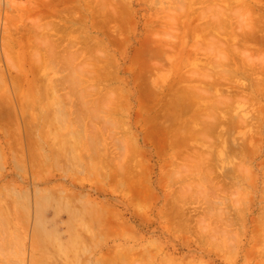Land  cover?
Masks as SVG:
<instances>
[{
	"label": "rangeland",
	"instance_id": "1",
	"mask_svg": "<svg viewBox=\"0 0 264 264\" xmlns=\"http://www.w3.org/2000/svg\"><path fill=\"white\" fill-rule=\"evenodd\" d=\"M38 1H0V255L6 252L3 246L8 252L5 256H0V259L5 261L4 263L0 260V264H130L132 261V264H162L164 260L166 264H264V75H261L264 74V10H261L264 0H210L216 4L215 6L212 2L211 5L210 2L212 7L208 6L209 0L199 1L200 4L207 2V6L200 5L198 0L193 1L195 5L192 0H89L88 6L84 0L83 3L81 0ZM29 2L33 7L38 6L37 9L34 7L32 11ZM42 2H45V8ZM49 3L56 7L50 8ZM90 3L94 6L91 7ZM259 4L262 7H258ZM76 6H80V9L77 10ZM218 6L221 8L217 11ZM110 9L112 10L109 11ZM49 10L50 12H46ZM55 10L56 12H52ZM93 10L103 17L98 16L97 12L93 14ZM220 10H225V13ZM218 12L221 13L219 16ZM199 13L201 16H198ZM37 14L40 17H35ZM42 14L46 17L48 14V17L42 18ZM180 14H183L184 18L182 15L180 19ZM222 14L225 15L221 18ZM14 15L17 16L16 19ZM119 16H123V24ZM37 17L42 19L36 20ZM82 17L86 19L82 20ZM241 17L244 18L240 22ZM206 18L212 24L206 21ZM7 19L9 21H6ZM49 19L51 21L48 23L54 21L59 25L64 22L71 30L66 24H62L66 25L67 32L64 33L60 29V32L54 33L56 39L57 33L59 39L61 38L59 42L63 40L60 42L63 46L61 45L55 56L51 54L50 46L47 44L48 51L44 47L47 46L46 43L41 42L42 39L46 40L43 36L45 33L42 34L38 27L45 26ZM171 20L176 22V25L172 24ZM219 20L228 26L225 28L223 22L221 23L224 27L219 26ZM33 21L37 24L41 22L36 26ZM76 21H79V24L84 21L85 25H79ZM32 24L36 30H33ZM204 24L210 29H206ZM62 25L60 24V28ZM119 27L121 30H117ZM248 27L253 28L254 33L248 36V31L245 32L250 39L243 34V29L249 30ZM168 29L177 30L179 35L177 36L178 33L174 30L172 33L175 34L171 35ZM211 29L216 30V33ZM234 29L239 35L243 34L244 40L249 42L241 44L244 41L243 36H239L242 39L236 37L235 31L232 35ZM255 29L257 30L254 31ZM217 31L221 34L223 31L226 34L227 31L230 34L226 36L223 32L222 35L226 36L224 38L220 37L221 34ZM211 35L216 37L212 38ZM231 35L239 40L231 41L235 40ZM208 38L210 42L207 41ZM223 38L227 43L223 44ZM71 42H75L80 49L72 47L73 49L69 50L72 54L76 52L75 49L82 53L83 50L91 48L79 55L81 58L73 57L76 60H72L74 66L71 60L64 61L63 58L66 54L68 56V49L73 45L69 46ZM214 42L220 43L217 44L219 51ZM228 42H234V45ZM3 45L7 46V49L3 47L2 50ZM67 45L68 52L62 57L65 62L63 63L58 57L62 56L60 53L66 50L64 46ZM225 45H230L231 48L224 47ZM81 46L84 47L82 51ZM162 47H166V50L160 49ZM191 47H197V51H193ZM203 47L209 48L213 55ZM232 48L237 50L234 49L233 52ZM155 49H158L157 52ZM243 49L249 51L244 52ZM97 50H101V55H96ZM163 51H167V54ZM236 52L239 54L236 55ZM5 53L8 55H4ZM215 55L229 58V61L224 58L227 65L222 66L224 62L220 58L219 61H214ZM91 56L93 57L90 58ZM48 57L53 58L55 62L53 59L50 61ZM212 58L217 69V64L221 61L219 68L225 67L224 71L222 68L221 72L214 69L215 66L211 65ZM56 59L63 64L57 66ZM49 61H53L54 66ZM66 62H69L72 68L68 69ZM209 66H212V72L219 71L218 75H223L225 80L231 83L225 82L223 77V80H219L217 74L212 75L210 69L206 70ZM236 66L240 67L239 73ZM253 66L263 69H260L261 72L258 69L257 72L255 68L252 70ZM198 69L204 73H200ZM205 71L209 72L207 75H212L213 79L207 77ZM229 72L232 73V79ZM245 73H249L248 76ZM71 75L76 80L72 79ZM227 75L230 77L226 79ZM251 76L258 78V82L262 79L261 83L257 84L256 78L253 77V81ZM68 77L75 80L77 85L73 82L71 87ZM111 78L116 80L112 79L111 82ZM117 78H121L122 82H118ZM207 78L214 83L206 81ZM233 80H238L237 84ZM216 81L221 82L218 87ZM15 82L17 86L14 85ZM201 82L202 84H199ZM211 82L218 88L217 91ZM233 82L236 86L231 85ZM220 84L222 87H219ZM255 84L258 87L255 88ZM13 86H19V92ZM5 92L8 95H5ZM225 94L224 101L222 95ZM6 96H11V99ZM248 96L250 99H256L250 101ZM150 97L153 101L160 99L158 102L156 100L157 105L150 101ZM220 99L225 104L221 103ZM152 102L155 107H152ZM162 102L166 104L164 107L161 106ZM148 104L152 106L147 107ZM16 121L20 123L17 124ZM15 125L19 128H15ZM27 131H30L29 135L26 134ZM167 131L170 133L166 134ZM253 141L256 145L252 144L251 147ZM132 142L137 143V147ZM130 146L135 149L130 150ZM240 147L245 149L241 151ZM205 157H209V162ZM203 161L207 170L199 167L203 165ZM239 163L242 164L240 169ZM124 169L128 170V177ZM249 169H252V173ZM211 171L213 176L209 174ZM245 172L249 176L246 180ZM115 174L119 176L115 177ZM206 174L211 175L207 179L208 182H204L203 177ZM211 178L217 179L216 182L214 180L213 183ZM209 181L212 182L211 185ZM221 181L224 183L221 184ZM207 186H210L209 189ZM135 187H140L139 190L136 189L137 194L135 189L132 191ZM221 187L222 189H218ZM139 191L141 194L137 197ZM210 191L215 194H210ZM149 192H153L152 196ZM220 217L225 220L223 223L219 222ZM44 234L47 236L43 237ZM46 237H49V240ZM59 244L63 247L64 251H61L65 252V255L57 250ZM113 252L120 255L118 259L117 255L113 256ZM112 260L120 262L114 263Z\"/></svg>",
	"mask_w": 264,
	"mask_h": 264
},
{
	"label": "bare ground",
	"instance_id": "2",
	"mask_svg": "<svg viewBox=\"0 0 264 264\" xmlns=\"http://www.w3.org/2000/svg\"><path fill=\"white\" fill-rule=\"evenodd\" d=\"M0 1H1V0H0ZM29 1H31V0H29ZM36 1H38V0H36ZM46 1H48V0H45V2H46ZM58 1H59V0H58ZM72 1H73V0H72ZM85 1H87V4H85V5L88 6V4H89L88 1H89V0H84V2H85ZM90 1H91V0H90ZM99 1H100V0H99ZM101 1H103V0H101ZM193 1H195V0H192V4L195 5V3H193ZM199 1H200V0H198L197 2H199ZM202 1H203V0H202ZM215 1H216V0H215ZM223 1H224V0H222V2H223ZM240 1H241V0H240ZM240 1H239V2H240ZM242 1H243V0H242ZM251 1H253V0H251ZM32 2H33V1H32ZM38 2H40V1H38ZM45 2H42L41 4L43 5V3H45ZM63 2H64V1H63ZM78 2H79V1H78ZM81 2H82V0H81ZM200 2H201V1H200ZM200 2H199V4H200ZM207 2H208V0H207ZM207 2H206V4H207ZM210 2H211V1L209 0V2H208V6H211L213 1L211 2V5H209ZM218 2H220V1L218 0ZM218 2H217V3H218ZM225 2H226V1H225ZM225 2H224V3H225ZM253 2H255V1H253ZM56 3H57V2H56ZM73 3L75 4V1H74ZM82 3H83V2H82ZM226 3H227V2H226ZM256 3H257V2H256ZM256 3H255V4H256ZM261 3H262V2H261ZM261 3H260V4H261ZM29 4H30V2H29ZM41 4H39V5L42 6ZM47 4H48V3H47ZM52 4H53V3H52ZM90 4H91L90 6L92 7L93 4H92V3H90ZM94 4H95V3H94ZM202 4L206 5L205 2H204V3L202 2ZM202 4H200V5H202ZM213 4H214V2H213ZM219 4H220V3H219ZM238 4H239V3H238ZM260 4L257 5V6H258V7H259V6L262 7V5H260ZM30 5L32 6V4H30ZM30 5H29V6H30ZM49 5H50V6H49L50 8H52V6H55V7H56V5H51L50 3H49ZM95 5H97V4H95ZM183 5H184V3H183ZM190 5H191V4H190ZM214 5L216 6V4H214ZM217 5H218V4H217ZM245 5H246V4H245ZM23 6H24V5H23ZM66 6H67V5H66ZM83 6H84V5H83ZM93 6H94V5H93ZM97 6H98V5H97ZM99 6H100V5H99ZM102 6H103V5H102ZM102 6H101V7H102ZM206 6H207V5H206ZM206 6H205V7H206ZM222 6H223V5H222ZM254 6H255V5H254ZM263 6H264V5H263ZM19 7H20V6H19ZM34 7H35V9H37L38 6H37V7L34 6ZM34 7L32 6L33 9H32L31 7H29V8H31V10L33 11V10H34ZM43 7L45 8L46 6L43 5ZM43 7H41V8H43ZM49 7H48V8H49ZM71 7H72V6H71ZM76 7H77V6H76ZM79 7H80V6H78L76 9H77V10L80 9ZM84 7H85V6H84ZM101 7H99V8H101ZM103 7H104V6H103ZM181 7H183V6H181ZM181 7H180V8H181ZM211 7H212V6H211ZM211 7H209V8H211ZM247 7H248V6H247ZM261 7L259 8V10L261 9ZM26 8H27V7H26ZM85 8H86V7H85ZM104 8H105V7H104ZM106 8H107V7H106ZM190 8H191V7H190ZM202 8H203V7H202ZM215 8H216V7H215ZM215 8H214V10H215ZM218 8H221V6H218V7L216 8V10H217ZM245 8H246V7H245ZM253 8H254V7H253ZM263 8H264V7H263ZM263 8H262L261 10H264ZM39 9H40V7H39ZM46 9H47V8H46ZM74 9H75V8H74ZM93 9H94V8H93ZM95 9L97 10V8H95ZM95 9H94V10H95ZM192 9H194V8H192ZM205 9H206V8H205ZM205 9H201V10H204V11H205ZM222 9H223V7H222ZM17 10H18V9H17ZM26 10H27V11H30L29 9H26ZM63 10H64V9H63ZM63 10H62V12H64ZM94 10H93V11H94ZM99 10H101V9H99ZM99 10H98V11H99ZM102 10H103V9H102ZM102 10H101V11H102ZM111 10H112V9H110L109 11H111ZM181 10H182V9H181ZM186 10H187V9L185 8V11H186ZM216 10H215V11H216ZM228 10H229V8H228ZM231 10H232V8H231ZM233 10H234V9H233ZM233 10H232V11H233ZM251 10H252V9H251ZM20 11H21V10H20ZM32 11H31V13H32ZM44 11H45V10H44ZM44 11H43V12H44ZM104 11H105V10H104ZM207 11H208V15H209V9H208ZM217 11H218V10H217ZM220 11H224V13H225V10H220ZM22 12H25V11H22ZM41 12H42V11H41ZM41 12H40V15H41ZM46 12H50V10H49V11H46ZM46 12H45V13H46ZM52 12H56V10H55V11H52ZM60 12H61V11H60ZM62 12H61V13H62ZM75 12H76V11H75ZM95 12H97V11H94L93 14H95ZM99 12H100V11H99ZM106 12H107V11H106ZM200 12H201V11H200ZM25 13H26V12H25ZM27 13H28V12H27ZM37 13L39 14V12H37ZM112 13H113V12H112ZM114 13H115V12H114ZM119 13H120V12H119ZM121 13H122V12H121ZM182 13H184V11H183ZM186 13H187V12H186ZM206 13H207V12H206ZM213 13H217V12H213ZM226 13H227V12H226ZM230 13H231L232 15L235 14V13H233V12H230ZM20 14H21V13H20ZM29 14H30V13H29ZM35 14H36V13H35ZM38 14L35 15V17H36V16H39V17H40V15H38ZM48 14H49V13H48ZM48 14H47V17H48ZM54 14H55V13H54ZM65 14H66V13H65ZM67 14H69V13H67ZM73 14H75V13H74V10H73ZM96 14L98 15V12H97ZM100 14H101V12H100ZM107 14H108V13H107ZM178 14H179V13H178ZM184 14H185V13H184ZM219 14H221V13L218 12V16H219ZM227 14L229 15V11H228ZM239 14H240V13H239ZM239 14H238L237 16H239ZM23 15H24V14H23ZM25 15H28V14H25ZM110 15H111V14H110ZM117 15H118V14H117ZM182 15H183V14H182ZM182 15L180 14V15H179V18H180V16H182ZM223 15H225V14H222L221 18L224 17ZM14 16H16V15H14ZM44 16L46 17L45 14H42L41 17H42V18H45ZM56 16H58V15H56ZM62 16H63V15H62ZM67 16L69 17L70 15H67ZM77 16H79V14H78ZM81 16H83V15H81ZM93 16H95V15H93ZM98 16L103 17L102 14H101V15H98ZM98 16H95V17L98 18ZM115 16H116V14H114L113 17H115ZM160 16H161V15H160ZM176 16H178V15H176ZM198 16H201V13H199ZM203 16L205 17L204 13H203ZM214 16H215V15H214ZM229 16H230V15H229ZM246 16H247V14H246ZM10 17H12V15H11ZM28 17H29V16H28ZM32 17H34V15H33ZM39 17H37L36 20L42 19V18H39ZM47 17H46V18H47ZM65 17H66V16H64V18H65ZM75 17H76V16H75ZM85 17H86V16H85ZM95 17H94V18H95ZM119 17H120V19H121L120 21L122 22L123 16H122V18H121V16H119ZM191 17H192V16H191V14H190V18H191ZM215 17H216V16H215ZM226 17H227V16H225V18H226ZM235 17H236V16H235ZM251 17H252V16H251ZM263 17H264V16H263ZM263 17H261V19H262ZM16 18H17V16L14 17V19H16ZM50 18H51V17H50ZM77 18H78V17H77ZM86 18H87V17H86ZM86 18H85V19H86ZM104 18H105V17H104ZM171 18H172V17H171ZM173 18H174V17H173ZM176 18H177V17H176ZM183 18H184V15H183ZM196 18H197V17H196ZM209 18H210V17L208 16V19H209ZM218 18L220 19V17H218ZM242 18H244V17H241V19L239 18V19H240V22H241ZM9 19H10V18H9ZM26 19H27V18H26ZM28 19H29V18H28ZM28 19H27V20H28ZM62 19H63V18H62ZM71 19H72V18H71ZM71 19H68V20H71ZM75 19H76V18H75ZM83 19H84V18L82 17V20H83ZM85 19H84V20H85ZM105 19H107V18H105ZM109 19H110V18H109ZM117 19H119V18H117ZM180 19H182V18H180ZM199 19H201V17H200ZM206 19H207V18H206ZM208 19H207L206 21H208ZM212 19L214 20L213 17H212ZM215 19H217V18H215ZM231 19H232V17H231ZM231 19H230V20H231ZM237 19H238V18H237ZM259 19H260V18H259ZM261 19H260V20H261ZM12 20H13V19H12ZM23 20H24V19H23ZM44 20H45V19H44ZM73 20H74V19H73ZM73 20H72V21H73ZM80 20H81V17H80ZM113 20H114V19H112V21H113ZM173 20H174V19H173ZM177 20L179 21V19H177ZM188 20H190V19H188ZM220 20H221V19H220ZM220 20H219V21H220ZM228 20H229V19H228ZM252 20H253V19H252ZM252 20H251V21H252ZM255 20H256V17H255ZM257 20H258V18H257ZM263 20H264V19H263ZM6 21H9V20L7 19ZM29 21H30V20H29ZM42 21H43V20H42ZM50 21H51V20L49 19V20L47 21L46 24L43 22V23L45 24V26L42 25V27H41V26H38V25H40V22H41V21L38 22V24H37L35 21H33V22H35V23L37 24L36 26L39 27V30L42 31V34L45 33V34L47 35V36H46L45 34L43 35V36H45V37H44V40L46 39L45 41H43L42 38H41L42 41H41V39H40V41H41L43 44H45V43H46V45L48 44V45L50 46V48L48 47V45H47V46H44V47H45L46 49L49 48L51 54H52V55L54 54V56H55V55H57V52L59 51V49H61V45H62V44H61L60 42H63V40H61V41L59 42V40H60L61 38L59 39V36H58V33H57V37H58V38L56 39L54 33H55V32H58V31L60 32V29H62V30L64 31V33H66V32H67L66 25H67V28H68V24H66V23H64V22H61V23H60L61 25H62V24H66V25H65V26L62 25V26H64V27L62 28V26H61V28H60V24L58 25V23L56 24L54 21H52L51 23H48V22H50ZM57 21H58V20H57ZM57 21H56V22H57ZM66 21H67V20H66ZM74 21H75V20H74ZM74 21H73V23H74ZM100 21L102 22V20H100ZM108 21H109V20H108ZM171 21H172V20H171ZM171 21H170V23H171ZM178 21H177V22H178ZM199 21H202V20H199ZM199 21H198V23H199ZM214 21H215V20H214ZM216 21H217V20H216ZM247 21H248V20H247ZM13 22H15V21H13ZM33 22H32V23H33ZM45 22H46V21H45ZM58 22H59V21H58ZM67 22H68V21H67ZM76 22H77V21H76ZM78 22H79V21H78ZM78 22H77V24H79ZM80 22H81V23H80L79 25H85V24H84V23H85L84 21H83V22L80 21ZM105 22H106V21H105ZM110 22H111V21H110ZM114 22H115V21H114ZM174 22H175V21H174ZM208 22H210V23L212 24L211 21H208ZM208 22H207V23H208ZM221 22H223V21H220V22H219V23H220L219 26H220V25H221V26L225 25V28L228 26L227 23L224 24V22H223V25H222ZM227 22H228V21H227ZM258 22H259V21H258ZM261 22H262V20H261ZM263 22H264V21H263ZM6 23H7V22H6ZM8 23H9V22H8ZM68 23H69V22H68ZM71 23H72V22H71ZM90 23H91V22H90ZM107 23H108V22H107ZM111 23H112V22H111ZM117 23H118V21H117ZM159 23H160V22H159ZM161 23H162V22H161ZM175 23H176V22H175ZM175 23H173V21H172V24L176 25ZM180 23H181V22H180ZM192 23H193V22H192ZM242 23H244V22H242ZM77 24H76V25H77ZM95 24H96V23H95ZM101 24H102V23H101ZM122 24H123V22H122ZM162 24H163V23H162ZM231 24H232V22H231ZM233 24H234V23H233ZM249 24H251V23L249 22ZM10 25H11V24H10ZM32 25H33V24H32ZM86 25H87V24H86ZM202 25H203V24H202ZM208 25H210V24L208 23ZM208 25L206 26V24H204V26H206V29H207ZM226 25H227V26H226ZM244 25H245V23H244ZM4 26H5V25H4ZM34 26H35V25H33V27H34ZM70 26H71V25H70ZM96 26H97V24H96ZM167 26H168V25H167ZM186 26H187V25H186ZM231 26H232V25H231ZM246 26H247V24H246ZM10 27H11V26H10ZM74 27H75V26H74ZM82 27H83V26H82ZM117 27H118V26H117ZM174 27H175V26H174ZM174 27H173V28H174ZM180 27H181V26H180ZM194 27H195V26H194ZM223 27H224V26H223ZM223 27H222V30H223ZM232 27H233V26H232ZM235 27H236V26H235ZM252 27H253V26H252ZM260 27H262V25H261ZM34 28H35V29H34ZM34 28H33V30H36V27H34ZM162 28H163V27H162ZM167 28H168V27H167ZM170 28H172V27H170ZM175 28H176V27H175ZM175 28H174V29H175ZM177 28H178V27H177ZM177 28H176V29H177ZM184 28H185V27H184ZM197 28H198V27H197ZM203 28H204V27H203ZM208 28H209V27H208ZM211 28H212V27H211ZM238 28H239V27H238ZM246 28H247V27H246ZM250 28H251V27H250ZM250 28L248 27L249 30L243 29V30H244V33H243L242 30H241V32H242L245 36H246L245 32H247V31H248L247 35H248V34H254V33H253V28H252V29H250ZM262 28H263V27H262ZM5 29H6V28H5ZM7 29H8V28H7ZM31 29H32V27H31ZM42 29H43V30H42ZM68 29H69V28H68ZM99 29H100V27H99ZM174 29H172V30L168 29V31H171V33H172ZM200 29H202V28L200 27ZM204 29H205V28H204ZM204 29H203V30H204ZM209 29H210V28H209ZM209 29H208V30H209ZM219 29H220V28H219ZM232 29H233V28H232ZM235 29H236V28H235ZM235 29L232 31V35H233V32L235 31ZM69 30H70V29H69ZM69 30H68V33L71 31V30H70V31H69ZM93 30H94V29H93ZM95 30H97V29H95ZM117 30H121L120 27H119ZM117 30H116V31H117ZM160 30H161V29H160ZM165 30H167V29H165ZM185 30H186V29H185ZM203 30H202V32H203ZM208 30H207V31H208ZM211 30H213V29H211ZM211 30H210V31H211ZM217 30H218V29H217ZM224 30H225V29H224ZM236 30L238 31V29H236ZM251 30H252V31H251ZM256 30H257V29H255L254 31H256ZM9 31H10V30H9ZM82 31H83V30H82ZM174 31H175V30H174ZM178 31H181V29L178 28ZM178 31L176 30L175 32L178 33ZM193 31H194V29L192 30V32H193ZM198 31H199V30H198ZM198 31H196V32H198ZM210 31H208V32H210ZM215 31H216V30H213L214 33H216ZM228 31L230 32V30H228ZM249 31H250L251 33H249ZM7 32H8V31H7ZM35 32H36V31H35ZM119 32H121V31H119ZM202 32H201V33H202ZM217 32H219V31H217ZM223 32H224V35H226V36H227V34H228V36H229V34H230V33H228L227 31H226V34H225V31H223ZM223 32H222V34H223ZM235 32H236V31H235ZM241 32H240V33H241ZM37 33H38V31H37ZM39 33H40V32H39ZM169 33H170V32H169ZM211 33H212V32H211ZM219 33H220V32H219ZM35 34H36V33H35ZM55 34H56V33H55ZM86 34H87V33H86ZM118 34H119V33H118ZM122 34H123V33H122ZM173 34H175V33H172L171 35H173ZM220 34H221V33H220ZM222 34L220 35V37L222 36V37L225 38L226 36H223ZM235 34H236V35H235ZM243 34H242V35L240 34V35L243 36V40H244V35H243ZM178 35H179V33L177 34V36H178ZM195 35H196V34H195ZM209 35H210V34H209ZM216 35H217V34H216ZM218 35H219V34H218ZM232 35H231V36H232ZM234 35H235L236 37H238V38H241V37H239V36H240V35H239V32L234 33ZM258 35H259V34H258ZM260 35H261V34H260ZM262 35H263V33H262ZM10 36H11V35H10ZM116 36H117V35H116ZM119 36H120V35H118V38H119ZM155 36H156V35H155ZM196 36H197V35H196ZM202 36H203V35H202ZM202 36H201V37H202ZM213 36H215V35H213ZM213 36L211 35L212 38H214ZM235 36H232V37L234 38ZM248 36H249V35H248ZM248 36H246V37H248ZM254 36H256V35H254ZM7 37H9V35H8ZM121 37H122V36H121ZM198 37H199V36H198ZM215 37H216V36H215ZM220 37H218V40H219ZM256 37H257V36H256ZM3 38H5V37H3ZM155 38H156V37H155ZM196 38H197V37H196ZM209 38H210V37H209ZM209 38L207 39V41L209 40L208 42H210V39H211V38H210V39H209ZM224 38L222 39L223 44L227 43V42L225 41ZM238 38H236L237 41L239 40ZM248 38H249V37H248ZM251 38H252V36H251ZM9 39H11V38H9ZM9 39H8V41H9ZM70 39H71V38H70ZM86 39H87V38H86ZM91 39H92V38H90V40H91ZM161 39H162V38H161ZM202 39H203V38H202ZM204 39H206V38H204ZM227 39H228V37H227ZM234 39H235V38H234ZM236 39H235V40H231V41H236ZM241 39H242V38H241ZM241 39H240V40H241ZM245 39H246V38H245ZM249 39H250V38H249ZM252 39H253V38H252ZM64 40H65V38H64ZM72 40H73V39H72ZM94 40H95V39H94ZM155 40H156V39H155ZM213 40H214V39H213ZM215 40H217V39H215ZM215 40H214V41H215ZM243 40H242V41H243ZM255 40H257V39H255ZM66 41H67V40H66ZM66 41H65V42H66ZM87 41H88V40H87ZM167 41H168V40H167ZM222 41H221L220 43H222ZM228 41L230 42V40H228ZM246 41H248V40H244L241 44H243L244 42L246 43ZM251 41H252V40H251ZM251 41H250V42H251ZM44 42H45V43H44ZM65 42H64V43H65ZM68 42H69V39H68ZM68 42H67V43H68ZM160 42H161V41H160ZM186 42H187V41H186ZM211 42H212V40H211ZM229 42H228V44H231V43H229ZM248 42H249V41H248ZM253 42H254V41H253ZM253 42H252V43H253ZM257 42H258V41H257ZM4 43H5V42H4ZM29 43H30V42H29ZM59 43H60V44H59ZM74 43H75V42H74ZM74 43L71 42V43L69 44V46H70L71 44H73V45H71V46L69 47V49L66 48V47H68V45H67V46H64V48H66V50H64V52H63V50H62V52L60 53V55L62 54V56H59V57H58V58H60V59H58L57 57H55V58H57L59 61H60V60L62 61L63 58H64V61H70V60H71L70 62H71V64H73L72 60L75 62V61H76V60L74 59L75 57H77V56H79V55H82L83 52H86L87 50L91 49V48H89V49L87 48V50H86V48H85L86 51L83 50V52L81 53V52L79 51L80 49L76 46L77 44L75 45ZM88 43L90 44V42H88ZM163 43H164V42H163ZM198 43H199V42H198ZM200 43H201V42H200ZM215 43H216V42H214L213 44H215ZM220 43L217 42L218 45H219ZM233 43H234V42H233ZM233 43H232L231 45H234ZM236 43H238V42H236ZM258 43H259V42H258ZM6 44H7V43H6ZM89 44H87V46H89ZM168 44H169V41H168ZM205 44H206V43H205ZM217 44H215V45L217 46ZM260 44H261V43H260ZM262 44H263V42H262ZM20 45H21V43H20ZM94 45H95V44H94ZM96 45H97V44H96ZM101 45H102V44H101ZM101 45H100V46H101ZM159 45H160V44H159ZM159 45H158V46H159ZM161 45H162V44H161ZM208 45H209V44H208ZM215 45H214V46H215ZM244 45H245V44H244ZM249 45H251V44H249ZM257 45H258V44H257ZM263 45H264V44H263ZM263 45H261V46L263 47ZM9 46H10V45H9ZM9 46H8V47H9ZM31 46H32V45H31ZM62 46H63V45H62ZM74 46H76L79 50H78V49H75L76 52H77V51H78V52H77V53L75 52V53L72 54V53H70L69 50H72V49L74 48ZM145 46H146V45H145ZM165 46H166V45H165ZM168 46H169V45H168ZM168 46H166V47H168ZM205 46H206V45H205ZM209 46L211 47V45H209ZM222 46H223V45H222ZM222 46H221V47H222ZM228 46H229V48H231L230 45H225L224 47H228ZM3 47H4V45L2 46V50H3ZM6 47H7V46H5L4 49H5ZM72 47H73V48H72ZM79 47H80V46H79ZM81 47H82V46H81ZM89 47H90V46H89ZM91 47H92V46H91ZM97 47H98V45H97ZM166 47H165V49H163V47L160 48V49H162V50H166ZM172 47H173V46H172ZM217 47H218V46H217ZM224 47H222V48H224ZM246 47H248V43H247V46H246ZM10 48H12V46H10ZM30 48H31V47H30ZM62 48H63V47H62ZM83 48H84V47L81 48V51H82ZM92 48H93V47H92ZM154 48H156V46H155ZM154 48H153V49H154ZM170 48H171V47H170ZM191 48H192L193 51H197V49H196L197 47L194 48V49H196V50H194L193 47H191ZM199 48L202 49V46H200ZM199 48H198V49H199ZM203 48H204V47H203ZM250 48H251V47H250ZM6 49H7V48H6ZM67 49H68L69 52L67 51ZM93 49H94V48H93ZM158 49H159V48H158ZM158 49H157V50H158ZM160 49H159V50H160ZM167 49H169V48H167ZM204 49H205V50L208 49V51L211 52V50H210L209 48H204ZM214 49H215V47H214ZM226 49L228 50V48H226ZM226 49H225V50H226ZM234 49H235V48H232L233 52H235V51L237 50V49H235V51H234ZM241 49H242V47H241ZM251 49H252V48H251ZM254 49H255V48H254ZM47 50H48V49H47ZM49 50H48V51H49ZM94 50H95V49H94ZM98 50H99V48H98ZM98 50H97V51H98ZM103 50H104V49H103ZM155 50H156V49H155ZM157 50H156V52H157ZM171 50H172V48H171ZM217 50L219 51V47H218ZM223 50H224V49H223ZM243 50H244V52H245V51H247V52L249 51V50H247V49H246V50L243 49ZM243 50H242V54L244 53ZM252 50H253V49H252ZM44 51H45V49H44ZM60 51H61V50H60ZM90 51H91V50H90ZM92 51H93V50H92ZM100 51H101V50H100ZM100 51H98V53L96 52L97 54H96V53H94V54H96V55H99V54H100V55H101ZM140 51H141V50H140ZM168 51H170V49H169ZM203 51H204V50H203ZM212 51H213V50H212ZM220 51H221V50H220ZM263 51H264V50H263ZM4 52H5V51H4ZM6 52H7V51H6ZM8 52H9V50H8ZM8 52H7V53H8ZM45 52H46V51H45ZM66 52H68V56H69L70 54H71L72 56H69V58H68ZM71 52H72V51H71ZM79 52H80V53H79ZM104 52H105V51H104ZM104 52H103V54H104ZM106 52H107V51H106ZM151 52H152V49H151ZM153 52H154V51H153ZM153 52H152V53H153ZM163 52H164L165 54H167V51H163ZM190 52H191V51H190ZM238 52H239V51H238ZM238 52H236V53H237L236 55H238L239 53L241 54V52H239V53H238ZM247 52H246V53H247ZM254 52H255V51H254ZM7 53H5L4 55H6ZM64 53L66 54L65 56H66L67 58L64 56ZM69 53H70V54H69ZM87 53H88V52H87ZM146 53H147V52H146ZM201 53H204V54L206 55L205 52H201ZM212 53H213V52H211V54H212ZM220 53H221V52H220ZM220 53H219V54H220ZM230 53H231V51H230ZM230 53H228V54H230ZM263 53H264V52H263ZM75 54H76V56H75ZM90 54H92V52H91ZM191 54H192V52H191ZM208 54H209V53H208ZM214 54H215V53H214ZM216 54H217V53H216ZM228 54H227V55H228ZM247 54H248V53H247ZM250 54H251V53H250ZM252 54H253V53H252ZM256 54L259 55L260 53H259V54L256 53ZM7 55H8V54H7ZM49 55H50V54H48V56H49ZM147 55H148V54H147ZM147 55H146V56H147ZM150 55H151V54H150ZM154 55H155V54H154ZM158 55H159V53H158ZM162 55H164V54H162ZM162 55H161V56H162ZM201 55H203V54H201ZM212 55H213V54H212ZM63 56H64V57H63ZM138 56H139V55H138ZM152 56H153V55H152ZM196 56H197V55H196ZM207 56H208V55H207ZM222 56H223V55H221V56L219 57V55H217V57H216V55H215L214 57H215L217 60H216V59L214 60V59L212 58V62H213V63H211L210 61H209V62L211 63V65H212V64L214 65V63H215L214 61H219L218 58H220V60L224 62V64L222 63V64H223L222 66H224L225 64L227 65V63H225V62H227V60L225 59L226 61H224V58H225L226 56L223 57V58H221ZM230 56H231V55H230ZM230 56H229V57H230ZM232 56H233V54H232ZM232 56H231V57H232ZM242 56H243V55H242ZM244 56H246V55L244 54ZM250 56H252V55H249V57H250ZM62 57H63V58H62ZM73 57H74V58H73ZM92 57H93V56H91L90 58H92ZM211 57H212V56H211ZM240 57H241V55H240ZM5 58H6V56H4V59H5ZM48 58L50 59V61L53 59V58L51 59V57H48ZM65 58H66L67 60H65ZM72 58H73V59H72ZM79 58H81V57L79 56ZM139 58H140V57H139ZM152 58H153V57H152ZM206 58L208 59V57H206ZM226 58H227V57H226ZM245 58H246V57H245ZM245 58H244V60H245ZM57 59H56V62H58ZM110 59H111V58H110ZM227 59H228V61H229V58H227ZM247 59H249V58H247ZM134 60H135V59H134ZM139 60H140V59H139ZM139 60H138V61H139ZM197 60H198V59H197ZM213 60H214V61H213ZM233 60H234V59H233ZM0 61H1V60H0ZM6 61H8V60L6 59ZM50 61H49V62H50ZM53 61H54V59H53ZM53 61L50 62V63H52L53 66H54ZM107 61H108V60H107ZM221 61H220V64H217V65H218V69L216 68L215 65H214L215 67L213 66L214 69H217V70H219V71L223 69L222 71H224V68H225V67H222V66H221L222 69L219 68V65H221ZM54 62H55V61H54ZM62 62H63V61H62ZM110 62H112V59L110 60ZM231 62H232V61H231ZM235 62H236V61H235ZM60 63H61V62H58V63H57V66H58V65L61 66V65H62L63 63H65V62H63V63H61V64H60ZM136 63H137V61H136ZM138 63H139V62H138ZM205 63H206V62H205ZM216 63H217V62H216ZM228 63H229V62H228ZM233 63H234V62H233ZM0 64H2V63H0ZM66 64H67V66H66ZM66 64H64V65H65L66 67H68V69L72 68V67H70L71 64H69V62H66ZM147 64H148V63H147ZM231 64H232V63H231ZM234 64H235V63H234ZM7 65H8V64H7ZM55 65H56V63H55ZM69 65H70V66H69ZM206 65H207V63H206ZM65 66H62V67H65ZM72 66H74V64H73ZM196 66H198V65L196 64ZM202 66H203V65H202ZM259 66H260V65H259ZM8 67H9V66H8ZM55 67H56V66H55ZM55 67H54V68H55ZM66 67H65V68H66ZM149 67H150V66H149ZM151 67H152V66H151ZM151 67H150V68H151ZM211 67H212V66H211ZM211 67H210V66H209V68L205 67V69L207 68L206 70H208V69H210ZM255 67H256V66H255ZM255 67L253 66L252 70H253ZM65 68H64V69H65ZM203 68H204V66H203ZM226 68H227V66H226ZM228 68L231 69V65L229 66V64H228ZM234 68H235V67H234ZM239 68H240L239 66H236V69L238 70V72H237V70H236V71H235V74H236V72L239 73ZM261 68L263 69V67H261ZM261 68H258V69H259V72L262 71V70L260 71ZM146 69H147V68H146ZM152 69H153V68H152ZM205 69H204V70H205ZM212 69H213V68H212ZM245 69H247V68H245ZM255 69H256V68H255ZM258 69H256L257 72H258ZM150 70H151V69H150ZM217 70H213L214 72H212V70L210 69V72H212V75H213V73L218 75V74H219V71H218V73L215 72V71H217ZM233 70H234V69L232 68V71H233ZM256 70H255V71H256ZM32 71H34V70H32ZM147 71H148V70H147ZM198 71H199V69H198ZM208 71H209V70H208ZM208 71H207V72H208ZM225 71H226V70H225ZM245 71H246V70H244V72H245ZM0 72H1V71H0ZM3 72H4V71H3ZM3 72H2V74H3ZM30 72H31V71H30ZM199 72H200V73H204V72H201V71H199ZM220 72H221V71H220ZM226 72H227V71H226ZM242 72H243V70H242ZM246 72H247V71H246ZM106 73H107V72H106ZM192 73H193V72H192ZM194 73H195V72H194ZM194 73H193V74H194ZM208 73H209V72H208ZM208 73H206V71H205V74H206V75H207ZM255 73H256V72H255ZM31 74H33V73L31 72ZM71 74L75 75V74L72 73V72H71ZM97 74H98V73H97ZM99 74H100V73H99ZM101 74H102V73H101ZM111 74H112V72H111ZM195 74H197V72H196ZM198 74H199V73H198ZM198 74H197V75H198ZM209 74H210V73H209ZM223 74H224V73H223ZM230 74H232V73L229 72V75H230ZM240 74H241V73H240ZM242 74H243V73H242ZM245 74H246V73H245ZM248 74H249V73H248ZM248 74H246V75L248 76ZM252 74H253V71H252ZM73 75H71V76L73 77ZM113 75H114V74H113ZM212 75H207V77L209 76L210 78H212V77H211ZM219 75H220V74H219ZM219 75H218V77H220ZM229 75L226 76V79H227V77H230V76H231V79L233 78L232 75H230V76H229ZM233 75H234V74H233ZM253 75H254V74H253ZM256 75H257V74H256ZM261 75H264V74H261ZM141 76H142V75H141ZM148 76H149V74H148ZM195 76H196V75H195ZM202 76H203V78L205 79V76H204V75H202ZM202 76H200V77H202ZM221 76H222L223 79L225 80V77H224L223 75H221ZM0 77H1V74H0ZM114 77L116 78V75H115ZM222 77H220L219 80H223ZM234 77H235V76H234ZM249 77H250V75H249ZM251 77H252V80H253L254 78H256V77H254V76H251ZM253 77H254V78H253ZM259 77H261V76H259ZM12 78H13V77H12ZM109 78H110V77H109ZM186 78H187V77H186ZM189 78H191V77H189ZM189 78H188V80H189ZM261 78H262V77H261ZM261 78H260V79H261ZM15 79H16V78H15ZM69 79H70V80H69ZM72 79H75V80H76V78H74V77H73ZM112 79H114V78H111V82H112ZM117 79H118V78H117ZM198 79H199V77H198ZM198 79H197V80H198ZM201 79H202V78H200V80H201ZM212 79H213V78H212ZM215 79H217L216 76H215ZM13 80H14V79H13ZM68 80H69L68 82H70V85H71V84H74L73 82H75V85H77L75 80H71V78H69V77H68ZM77 80H78V79H77ZM114 80H116V79H114ZM135 80H137V79H135ZM140 80H141V79H140ZM195 80H196V79H195ZM197 80H196V81H197ZM200 80H198L197 82H199ZM217 80H218V79H217ZM229 80H230V78H229ZM256 80H257V82H258V78H256ZM256 80H255V82H256ZM6 81H7V80H6ZM6 81H5V82H6ZM10 81L12 82V80H10ZM66 81H67V80H66ZM119 81H121V78L118 79V82H119ZM203 81H204V80H203ZM206 81H212V80H210L209 78H207ZM206 81H204V82H206ZM233 81H234V80H233ZM253 81H254V80H253ZM253 81H252V83H254ZM261 81H262V79L259 80V82H258L257 84H260ZM263 81H264V80H263ZM2 82H3V81H2ZM13 82H14V81H13ZM13 82H12V83H13ZM114 82H115V81H114ZM121 82H122V81H121ZM190 82H191V81H190ZM212 82L214 83V81H212ZM212 82H211V84H213ZM219 82H220V81H219ZM219 82L217 83V81H216V85H217V87H218ZM225 82H227L228 84L231 83V81L229 82V81H227V80H225ZM234 82H235V81H234ZM234 82H233L231 85H235V83L238 82V80H237L235 83H234ZM0 83H1V78H0ZM79 83H80V82H78V84H79ZM220 83H221V82H220ZM68 84H69V83H68ZM199 84H202V82L199 83ZM223 84H224V83H223ZM225 84H226V83H225ZM236 84H237V83H236ZM238 84H240V82H239ZM257 84H255V85H257ZM9 85H10V84H9ZM9 85H8V86H9ZM14 85L17 86L16 82H15ZM75 85H74V86H75ZM205 85H206V84H205ZM205 85H204V86H205ZM213 85H214V84H213ZM220 85H221V84H220ZM220 85H219V87H222V85H221V86H220ZM255 85H254L255 88L258 87V85H257V86H255ZM16 86H13V87H15V90H18V89H19V86H18V88H16ZM29 86H30V85H29ZM210 86H211V85H210ZM210 86H209V87H210ZM224 86H225V85H224ZM224 86H223V87H224ZM235 86H236V85H235ZM245 86L247 87V85H245ZM13 87H12V88H13ZM71 87H73V86L71 85ZM214 87H215V88H214V90H215V89H216V86L214 85ZM237 87H238V85H237ZM241 87H242V86L240 85L239 88H241ZM248 87H250V86H248ZM55 88H56V87H54V89H53L54 91H55ZM159 88H160V87H159ZM186 88H188V87H186ZM195 88H196V87H195ZM255 88H254V89H255ZM13 89H14V88H13ZM153 89H154V88H153ZM162 89H163V88H162ZM188 89H191V88H188ZM197 89H198V87H197ZM197 89H196V90H197ZM202 89H203V88H202ZM217 89H218V88H217ZM217 89H216V91H217ZM228 89H229V88H228ZM228 89H227V91H228ZM243 89H244V88H243ZM8 90H9V89H8ZM15 90H14V91H15ZM155 90H156V89H154V91H155ZM249 90H250V89H249ZM256 90H257V89H256ZM160 91H161V90H160ZM199 91H201V90H199ZM199 91H198V93H199ZM202 91H203V90H202ZM202 91H201V92H202ZM225 91H226V90H225ZM227 91H226V92H227ZM250 91H251V90H250ZM15 92H17V91H15ZM18 92H19V90H18ZM18 92H17V93H18ZM162 92H163V91H162ZM203 92L205 93V91H203ZM212 92H213V91H212ZM5 93H6V92H5ZM5 93H4V94H5ZM7 93H8V91H7ZM7 93H6L5 95H8ZM214 93H215V91H214ZM219 93H220V92H219ZM227 93H228V92H227ZM15 94H16V93H15ZM144 94H145V93H144ZM155 94H156V93H155ZM165 94H166V93H165ZM201 94H202V93H201ZM220 94H221V93H220ZM151 95H152V94H151ZM250 95H251V94H250ZM20 96H21V95H20ZM140 96H141V95H140ZM152 96L154 97V95H152ZM157 96H159V95H157ZM201 96H202V95H201ZM224 96H226V94H225V95H222L223 100L225 101L226 99H224V98H225ZM252 96H253V95H252ZM261 96H262V95H261ZM6 97H7V96H6ZM10 97H11V96H10ZM10 97H7V98H10ZM141 97H142V96H141ZM143 97H144V96H143ZM222 97H221V98H222ZM7 98H6V99H7ZM148 98H149V97H148ZM148 98H147V99H148ZM157 98H158V97H157ZM159 98H160V97H159ZM6 99H5V100H6ZM10 99H11V98H10ZM12 99H13V98H12ZM152 99H153V98L150 97V101H151ZM155 99H156V98H155ZM248 99H250L249 96H248ZM251 99H256V98L251 97ZM251 99H250V101H251ZM8 100H9V99H8ZM148 100H149V99H148ZM148 100H147V101H148ZM156 100H157V102H158L160 99H156ZM156 100H155V101L152 100V101L156 103ZM220 100H221V99H220ZM223 100H221L222 102H221V101H220V102L223 103V102H224ZM9 101H10V100H9ZM11 101H12V100H11ZM150 101H148L149 104H151ZM252 101H253V100H252ZM254 101H255V100H254ZM256 101H257V100H256ZM13 102H15V101H13ZM144 102H146V101H144ZM148 102H147V103H148ZM153 102H152V104H153ZM163 102H164V101H163ZM163 102L161 103V106L163 105V107H164L166 104L164 105ZM155 103H154V104H155ZM167 103H168V102H167ZM12 104H13V103H12ZM149 104L147 105V107H148V106H150V107L152 106V105H149ZM154 104H153L152 107H155V105H157V103H156L155 105H154ZM200 104H201V103H200ZM223 104H225V103H223ZM223 104H222V106H223ZM14 105H15V104H14ZM158 105H159V104H158ZM197 105H199V104H197ZM220 105H221V104H220ZM9 106H10V105H9ZM15 106H16V105H15ZM25 107H26V106H25ZM25 107H24V108H25ZM150 107H149V108H150ZM157 107H158V106H157ZM220 107H221V106H220ZM6 108H7V107H6ZM12 108H13V106H12ZM145 108H146V107H145ZM217 108H218V110H219V106H218ZM222 108H223V107H222ZM25 109H26V108H25ZM25 109H24V110H25ZM185 109H186V108H185ZM220 109H221V108H220ZM15 110H16V109H15ZM141 110H142V109H141ZM147 110H148V109H147ZM151 110H152V108H151ZM221 110H222V109H221ZM142 111H143V110H142ZM142 111H141V112H142ZM171 111H173V110H171ZM171 111H170V112H171ZM174 111H175V110H174ZM0 112H1V111H0ZM150 112H151V111H150ZM166 112H167V111H166ZM173 113H174V112H173ZM218 113H219V112H218ZM16 114H17V113H16ZM141 114H143V112H142ZM18 115H19V114H18ZM221 115H222V114H221ZM221 115H220V116H221ZM15 116H16V115H15ZM15 116H14V117H15ZM166 116H167V115H166ZM172 116H173V115H171V117H172ZM171 117H170V118H171ZM5 118H6V117H5ZM16 118H17V117H15V119H16ZM226 118H227V116H226ZM15 119H14V120H15ZM166 119H167V117H166ZM9 120H10V119H9ZM224 120H225V119H224ZM228 120H229V119H228ZM228 120H227V123H228ZM17 121H18V120H17ZM17 121H16V123H17ZM153 121H154V120H153ZM222 121H223V120H222ZM225 121H226V120H225ZM217 122H218V121H217ZM220 122H221V120H220ZM16 123H15V124H16ZM18 123H20V122H18ZM18 123H17V124H18ZM232 123H233V122H232ZM13 124H14V123H13ZM13 124H12V125H13ZM150 124H151V123H150ZM218 124H219V123H218ZM222 124H223V122H222ZM228 124H229V123H228ZM213 125H214V124H213ZM213 125H212V126H213ZM248 125H249V124H248ZM256 125H257V123H256ZM15 126H16V125H15ZM17 126H18V125H17ZM17 126H16L15 128H19V127H17ZM161 126H162V125H161ZM218 126H219V128H220V124H219ZM249 126H250V125H249ZM254 126H255V125H254ZM258 126H259V125H258ZM260 126H261V125H260ZM215 127H217V125L214 126V128H215ZM221 127H223V126L221 125ZM22 128H23V127H22ZM156 128L158 129V126H157ZM259 128H260V127H259ZM151 129H152V128H151ZM217 129H218V128H217ZM222 129H223V128H222ZM224 129H226V128H224ZM15 130L18 131V129H15ZM15 130H14V131H15ZM28 130H29V129H28ZM254 130H256V129H254ZM14 131H12L13 134H14ZM222 131L224 132L225 130H222ZM222 131H220V132H222ZM28 132H30V131H27L26 134H28ZM171 132H172V130H171ZM218 132H219V131H218ZM258 132H259V131H258ZM16 133H18V132H16ZM20 133H21V132H20ZM168 133H170V132L167 131L166 134H168ZM251 133H252V131H251ZM259 133H260V132H259ZM22 134L25 135V133H23V132H22ZM150 134H151V133H150ZM222 134H223V133H222ZM255 134H257V133H255ZM28 135H29V134H28ZM171 135H172V134H171ZM220 135H221V134H220ZM253 135H254V134H253ZM21 136H22V135H21ZM21 136H20V137H21ZM26 136H27V135H26ZM164 136H165V131H164ZM164 136H163V137H164ZM258 136H260V134H259ZM176 137H177V136H176ZM254 137H255V136H254ZM254 137H253V138H254ZM256 137H257V135H256ZM256 137H255V139H256ZM218 138H220V137H218ZM253 138H252V140H253ZM257 138H259V137H257ZM260 139H261V137H260ZM220 140H221V139H220ZM222 140H223V139H222ZM132 141H133V140H132ZM168 141H169V140H168ZM168 141H167V142H168ZM176 142H177V141H176ZM222 142H223V141H222ZM250 142H251V141H250ZM254 142H255V141H253V142L251 143V147H253L252 144H253ZM133 143H134V142H132V144H133ZM259 143H260V142H259ZM128 144H130V143H128ZM134 144H135V143H134ZM136 144H137V143H136ZM136 144H135V146H136ZM130 145H131V144H130ZM167 145H168V144H167ZM175 145H178V144L175 143ZM224 145H225V143H224ZM253 145H256V143L253 144ZM128 146H129V145H128ZM133 146H134V145H133ZM133 146H132V147H133ZM136 147H137V146H136ZM176 147H177V146H176ZM237 147H238V146H237ZM249 147H250V146H249ZM128 148H130V150L135 149V147H133V148L131 149V146L128 147ZM240 148H241V147H240ZM256 148H257V146H256ZM163 149H164V148H163ZM242 149H243V148H241V151H242ZM244 149H245V148H244ZM244 149H243V150H244ZM253 149L255 150V148H253ZM257 149H258V148H257ZM229 150H230V149H229ZM237 150H238V149H237ZM254 150H253V151H254ZM258 150H259V149H258ZM137 151H138V150L136 149V153H137ZM231 151H232V150H231ZM239 151H240V150H239ZM245 151H246V150H245ZM245 151H244V152H245ZM250 151H251V150H250ZM131 152H132V151H131ZM133 152H134V151H133ZM133 152H132V153H133ZM235 152H236V151H235ZM251 152H252V151H251ZM239 153H240V152H239ZM245 153H246V152H245ZM253 153H254V152H253ZM202 155H203V154H202ZM133 156H134V155H133ZM200 156H201V155H200ZM201 157H202V156H201ZM205 158H207V159H208V162H209V157H205ZM205 158H204V159H205ZM200 159H201V158H200ZM200 159H198V160H200ZM201 160H202V159H201ZM205 160H206V159H205ZM205 160H204V161H205ZM211 160H212V159H211ZM204 161L201 162V163H203L204 166L200 163L203 167H202L200 164H199V165H200L199 167H201V168H203V169H206L207 167H205V163H204ZM196 162H197V160H196ZM263 162H264V161H263ZM198 163H199V161H198ZM198 163L196 164L197 166H198ZM210 163H211V162H210ZM240 163H241V162H240ZM240 163H239V167H238L239 169H240V167H241L240 165H242V164H240ZM206 165H207V164H206ZM243 165H246V164H243ZM125 166H127V164H125ZM204 167H205V168H204ZM209 167H210V165H209ZM209 167H208V168H209ZM245 167H246V166H245ZM124 168H125V167H124ZM197 168H198V167H197ZM246 168H247V167H246ZM246 168H245V169H246ZM263 168H264V167H262V169H263ZM127 169H128V168H127ZM198 169H199V168H198ZM242 169H243V168H241V170H242ZM245 169H244V170H245ZM122 170H123V168H122ZM124 170L126 171V175H127L128 170H126V169H124ZM206 170H207V169H206ZM251 170H252V169H249L248 171H250V172L252 173ZM120 171H121V170H120ZM125 171H122V172L124 173ZM208 171L210 172L209 169H208ZM208 171H203V172H204V173H206V172L208 173ZM245 171H246V170H245ZM110 172H112V171H110ZM116 172H117V171H116ZM116 172H113V173H116ZM122 172H121V173H122ZM198 172H199V171H198ZM240 172H241V171H240ZM243 172H244V171L242 170V173H243ZM113 173H112V175H113ZM199 173H200V172H199ZM204 173H203V175H204ZM246 173H247V172H245V174H246ZM248 173H249V172H248ZM108 174H109V173H108ZM116 174H117V173H116ZM116 174H115V175H116ZM128 174H129V172H128ZM133 174H135V173H133ZM209 174H212V171H211V173H209ZM214 174H215V173H214ZM237 174H238V172H237ZM237 174H236V175H237ZM243 174H244V173H243ZM106 175H107V174H106ZM123 175H124V174H123ZM123 175H122V176H123ZM236 175H234V176L236 177ZM240 175H241V174H239V176H240ZM107 176H108V175H107ZM110 176H111V175H109V177H110ZM113 176H114V175H113ZM118 176H119V175H116L115 177H118ZM124 176H125V175H124ZM206 176H207V174H206ZM206 176L203 177V178H205V181H204V182H208L207 179H208V177L210 178L211 175H210V176H207V178H206ZM212 176H213V174H212ZM244 176H245V175H244ZM244 176H243V177H244ZM251 176H252V175H251ZM251 176H250V177H251ZM120 177H121V174H120ZM127 177H128V175H127ZM132 177H133V175H132ZM240 177H241V176H240ZM240 177H239V178H240ZM246 177L249 178V176L246 174V176L244 177L245 179H244V178H243V179L246 180ZM252 177H254V176H252ZM263 177H264V174H263ZM237 178H238V176H237ZM239 178H238V179H239ZM115 179H116V178H115ZM117 179H118V178H117ZM119 179H120V178H119ZM211 179H212V178H211ZM223 179H225V178L223 177ZM229 179H230V178H229ZM251 179H253V178H251ZM254 179H256V178L254 177ZM263 179H264V178H263ZM123 180H124V178H123ZM123 180L121 179L122 182H123ZM202 180H204V179H202ZM214 180H215V182H216L217 179H212L211 181L214 183ZM236 180H237V179H236ZM240 180H241V179H240ZM106 181H107V178H106ZM211 181H209V183H210ZM224 181H225V180H224ZM232 181H233V180H231V182H232ZM247 181H249V180H247ZM250 181H251V180H250ZM252 181H253V180H252ZM122 182H121V183H122ZM126 182H127V181H126ZM126 182H125V183H126ZM212 182H211V183H212ZM222 182H223V181H221V184H222ZM245 182H246V181H245ZM253 182H255V180H254ZM209 183H206V185H209ZM211 183H210V185H211ZM217 183H218V182H217ZM223 183H224V182H223ZM249 183H250V182H249ZM123 184H124V183H123ZM139 184H140V183H139ZM219 184H220V183H219ZM253 184L255 185V183H252V185H253ZM217 185H218V184H217ZM224 185H226V184H224ZM233 185H234V184H233ZM247 185H248V184H247ZM250 185H251V183H250ZM128 186H129V185H128ZM140 186H141V185H140ZM214 186H216V185H214ZM222 186H223V185H222ZM226 186H227V185H226ZM235 186L237 187L236 184H235ZM137 187H138V186H137ZM143 187H144V186H143ZM208 187H210V186H207V188H208ZM217 187H218V186H216V188H217ZM219 187H220V186H219ZM229 187H230V189H231V185H230ZM229 187H228V188H229ZM239 187H240V186H239ZM251 187H252V186H251ZM130 188H131V187H130ZM223 188H224V187H223ZM232 188H233V187H232ZM242 188H243V187H242ZM252 188H253V187H252ZM134 189H135V190H136V189L139 190L140 187H139V188H136V187H135V188L132 189V191H133ZM146 189H148V188H146ZM208 189H209V188H208ZM218 189H222V187H221V188H218ZM218 189H217V190H218ZM235 189H236V188H235ZM240 189H241V188H240ZM245 189H246V188H244V190H245ZM135 190H134V192H135V194H137V193H138V190H136V191H135ZM142 190H144V189H142ZM149 190H150V188H149ZM212 190H213V188H212ZM217 190H216V191H217ZM244 190H242V191H244ZM246 190H248V189H246ZM130 191H131V190H130ZM185 191H187V190H185ZM216 191H215V192H216ZM218 191H219V190H218ZM224 191H225V189H224ZM224 191H223V192H224ZM236 191H238V190L236 189ZM239 191H240V190H239ZM140 192H141V191H139V194L137 195V197H139V195L141 194ZM147 192H148V191H147ZM219 192H220V191H219ZM152 193H153V192H152ZM152 193H151V194H152ZM213 193H214L213 191H212V193H211V191H210V194L214 195L215 193H214V194H213ZM224 193H225V192H224ZM224 193H223V194H224ZM228 193H229V192H228ZM149 194H150V192H149ZM151 194H150V195H151ZM225 194H226V193H225ZM150 195H149V196H150ZM212 195H211V197H212ZM226 195H228V194H226ZM263 195H264V193H263ZM143 196H144V195H143ZM151 196H152V195H151ZM135 197H136V196H135ZM209 197H210V196H209V192H208V198H209ZM215 197H216V196H215ZM206 198H207V196H206ZM224 198H225V197H224ZM145 199H146V198H145ZM221 199H222V198H221ZM221 199H220V200H221ZM226 199H227V198H226ZM143 200H144V199H143ZM140 203H141V202H140ZM39 208H40V207H39ZM88 209H89V208H88ZM38 210H39V209H38ZM40 210H41V208H40ZM86 210H87V209H86ZM87 211H88V210H87ZM96 211H97V210H96ZM44 212H45V211H44ZM92 212H93V211H92ZM94 212H95V211H94ZM37 213H38V212H37ZM41 213H42V212H41ZM89 214H90V212H89ZM38 215H41V214L38 213ZM97 215H98V214H97ZM100 215H101V213H100ZM100 215H99V216H100ZM225 215H226V214H225ZM90 216H91V215H90ZM94 217H96V216H94ZM102 217H103V216H102ZM93 219H94V218H93ZM102 219H103V218H101V220H102ZM219 219H220L219 222L222 221V223H223V221H225L224 219L221 220V217H220ZM98 220H99V219H98ZM98 220H97V221H98ZM101 220H100V221H101ZM100 221H98V222H100ZM92 222H93V221H92ZM98 222H97L96 224H98ZM103 222H104V221H103ZM226 222H227V220H226ZM226 222H224V223H226ZM94 223H95V221H94ZM227 223H228V222H227ZM90 224H91V223H90ZM90 224H89V225H90ZM100 224H102V223H100ZM222 225H223V224H222ZM226 225H227V224H226ZM228 225H229V224H228ZM93 226H94V225H93ZM97 226H98V225H97ZM102 226H103V225H102ZM103 227H104V226H103ZM103 227H101V230H102ZM105 227H106V226H105ZM224 227H225V226H224ZM226 227H227V226H226ZM226 227H225V228H226ZM230 227H231V226H230ZM95 228H96V227H95ZM99 228H100V226H99ZM99 228H97V229H99ZM227 228H228V227H227ZM104 230H105V228H104ZM224 230H225V229H224ZM123 233H124V232H123ZM39 236H40V235H39ZM44 236H47V235L44 234L43 237H44ZM40 237H41V236H40ZM46 238H48L47 240H49V237H46ZM41 239H42V237H41ZM42 240H43V239H42ZM45 240H46V239H45ZM58 243H60V242H58ZM61 244H62V243H61ZM1 245H3L2 242H1ZM59 246H60V244L58 245L57 250H60V253H62V254L64 253V255H65V252H63L64 249H62L63 247L60 246V248H61V249H60ZM1 248H2V246H1ZM1 248H0V249H1ZM3 249H4V252H5V251L7 252V248L5 249L4 246H3ZM61 250H63V251H61ZM55 251H56V250H55ZM6 252H5V253H6ZM5 253H4V254H5ZM7 253H8V252H7ZM113 253H114V252H113ZM116 253H117V252H115V253L113 254V256H114V255H115V256L117 255V256H116V259H118V256H120V255H118V254H116ZM4 254H3V255H4ZM56 254H57V252H56ZM120 254H121V253H120ZM1 255H2V253H1ZM1 255H0V256H1ZM3 255H2V256H3ZM57 255H58V254H57ZM4 256H5V255H4ZM7 256H8V254H7ZM7 256H6V257H7ZM113 258H114V257H113ZM113 258H112V259H113ZM5 259H6V258H5ZM100 259H101V258H99V260H100ZM105 259H106V258H105ZM105 259H103V260L106 262L107 259H106V260H105ZM109 259H110V258H109ZM126 259H127V258H126ZM164 259H165V258H164ZM0 260H1V259H0ZM1 261H4V260H1ZM1 261H0V262H1ZM6 261H7V259H6ZM104 261H103V262H104ZM109 261H111V260H109ZM112 261L114 262V260H112ZM115 261H116V260H115ZM117 261H118V260H117ZM117 261H116V262H117ZM125 261H126V260H125ZM164 261H165V260H164ZM164 261H163V262H164ZM168 261H169V260H167V263H168ZM116 262H114V263H116ZM118 262H120V261H118ZM128 262H130V261H128ZM160 262H162V261L160 260ZM163 262H162V264H163ZM4 263H5V261H4ZM96 263H97V262H96ZM109 263H110V262H109ZM111 263H112V262H111ZM125 263H127V262H125ZM125 263H124V264H125ZM132 263H133V261H132ZM132 263H130V264H132ZM164 263L166 264V261H165ZM2 264H3V263H2ZM119 264H121V263H119ZM134 264H135V263H134ZM170 264H171V263H170Z\"/></svg>",
	"mask_w": 264,
	"mask_h": 264
}]
</instances>
